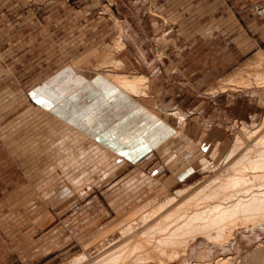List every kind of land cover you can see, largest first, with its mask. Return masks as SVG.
Segmentation results:
<instances>
[{
  "label": "rangeland",
  "instance_id": "rangeland-1",
  "mask_svg": "<svg viewBox=\"0 0 264 264\" xmlns=\"http://www.w3.org/2000/svg\"><path fill=\"white\" fill-rule=\"evenodd\" d=\"M100 2L109 8L120 5L124 14L129 10L128 0ZM184 2L182 21L188 29L176 32L173 44L165 46L160 36L163 32L158 30L138 32L143 44L139 49L126 47L115 35L107 51L91 66L94 77L101 80L100 96L110 93L104 95L103 103L115 106L116 100H122L138 106L146 110L139 112L140 119L151 122L156 139L164 135L174 137L157 151L161 142H156L155 152L146 143H140L137 157H125L106 171L100 169L99 157L92 158L85 168L86 158L71 159V186L77 181L85 187V191L75 190L71 194L77 198L92 196L93 200L88 208L84 206L89 200L76 207L71 200V225H75L76 218L82 222L85 218L91 222L89 228L70 231L65 223L67 216L58 219L59 208L47 202L36 204L37 191H19L18 183L25 180L21 175L10 174L15 164L7 158L9 148L0 137V264H264V0ZM107 18L110 21V16ZM111 20L116 22L114 16ZM196 25H203V29L195 30ZM57 39L63 45L37 46L33 42V46L13 48L12 68L19 69L23 61L31 62L39 56L61 62L71 54L89 49L79 47L74 52L75 48L68 45L71 32L66 30L59 31ZM124 51L130 58L140 51L138 70L121 61V57L126 59L122 56ZM150 72L153 79L147 75ZM25 80L28 87L37 79ZM161 80L165 83L163 95L155 93L157 88L151 85ZM10 85L14 90L19 83L12 79ZM119 117L112 116L110 120ZM0 131L3 132L2 127ZM98 131L93 126L92 135ZM140 134L148 138L147 127L141 126ZM71 135L79 138L73 130ZM202 143L208 151L201 152ZM104 153L109 163L116 162ZM187 168L182 182L179 181L178 173ZM81 169L87 174L80 173ZM63 179L60 175L59 181ZM239 181L241 184H235ZM242 185L246 191L238 188ZM37 193L49 195L51 191L44 188ZM246 200H254L256 206H240ZM180 212L184 214L180 218H190L188 225L185 220L179 221ZM192 215L196 220L191 219ZM40 217L43 223L37 226ZM168 222L174 223L173 228L168 229ZM154 225L163 229L158 227L157 231ZM56 227L61 230L60 235L56 234ZM220 229L224 231L219 233ZM153 231L161 236L157 234L156 241L152 239L154 235L149 237ZM134 238L139 242L135 243ZM151 240L154 245H150ZM133 242V247L145 245H140L138 251L137 247L131 250L128 244ZM125 253L138 255L139 260L127 255L128 260Z\"/></svg>",
  "mask_w": 264,
  "mask_h": 264
},
{
  "label": "crops",
  "instance_id": "crops-1",
  "mask_svg": "<svg viewBox=\"0 0 264 264\" xmlns=\"http://www.w3.org/2000/svg\"><path fill=\"white\" fill-rule=\"evenodd\" d=\"M184 1L161 0L162 3H159L160 0H128L126 7L129 10L124 14L120 5L109 8L100 0H0V128H3L0 137L5 147L9 148L7 158L15 164L10 174L21 175L25 180L18 183L21 192L49 189V195L36 192L37 196L34 193L37 197L35 203L42 205L47 202L59 208L58 219L59 216H67L65 223L69 224L70 231L71 228L87 229L91 224L85 218L83 222L76 218L75 225H71V200H74V207L88 200L84 207L93 205L92 196L77 198L71 194L75 190L85 191L83 183L76 181L71 186V159L86 158L83 162L85 168L91 164L92 158L99 157L100 169L106 171L110 168L108 166L118 165L125 157L131 160L137 157L140 143H146L147 148L155 152L156 142H161L157 145V151L174 137L164 135L156 139L154 126L146 119H140L139 112L144 109L138 106L128 102L125 104L122 100H116L115 106L109 102L103 103L104 95L110 93L105 92L103 97L100 96L102 93H99L101 88L98 82L101 80L98 76L94 77L91 66L99 60L102 52L107 51L109 41L115 35L120 36L126 47L139 49L143 44L138 32L158 30L163 32V36H160L165 46L173 44L177 33L188 29L182 21ZM174 7L176 10L173 11ZM107 16H110V21ZM112 16L116 22L111 20ZM231 18L233 20L235 17ZM65 23L69 25L64 26ZM193 28L203 29V25ZM64 30L71 32L68 45L75 48L74 52L79 47L89 49L81 54H71L70 58L61 62L56 58L39 56L31 62L18 61L22 63L19 69L12 68L13 48L33 46V42L37 46L58 47L63 44L57 39V33ZM124 53L122 56H125ZM125 54L128 55L127 51ZM127 55L126 59L121 57V61L138 70L140 51L135 57ZM151 74L147 73L153 79ZM29 78L37 80L27 87L25 79ZM12 79L19 83L14 90L10 85ZM161 82L156 81L151 85L157 88L155 93L163 95L165 83ZM109 109L111 113H108ZM125 110H128L127 113ZM112 116L120 117L111 121ZM93 126L99 128L96 135H92ZM141 126L147 127L148 138L140 134ZM71 130L81 139L72 136ZM205 146L202 143L199 148L201 152L208 151ZM104 151L116 162L109 163L108 157L103 155ZM187 170L178 173L179 181L182 182V175ZM80 173L87 174L85 169H81ZM28 175H32V178H28ZM60 175L65 179L59 181ZM42 218L37 219V226L43 223ZM54 230L60 235L58 227Z\"/></svg>",
  "mask_w": 264,
  "mask_h": 264
},
{
  "label": "bare ground",
  "instance_id": "bare-ground-1",
  "mask_svg": "<svg viewBox=\"0 0 264 264\" xmlns=\"http://www.w3.org/2000/svg\"><path fill=\"white\" fill-rule=\"evenodd\" d=\"M121 81H122V80H121ZM123 83H124V82H123ZM251 142H252V141H251ZM262 143H263V142H262ZM259 145H260V143H259ZM261 148H262V147H261ZM260 151H261V149H260ZM263 153H264V152H263ZM263 153H262V156H264ZM252 157H253V156H252ZM259 160H260V159H259ZM260 161H261V160H260ZM255 162H256V161H255ZM261 168H262V167H261ZM240 172H241V171H240ZM238 178H239V177H238ZM238 178H237V179H238ZM233 179H234V178H233ZM239 179H240V178H239ZM244 179H245V178H244ZM228 180H229V179H228ZM248 180H249V179H248ZM235 181H236V180H235ZM235 181H234V182H235ZM228 182H229V181H228ZM239 182H240V183H237V182H236L235 184H237V185L241 184V181H239ZM225 183H226V182H225ZM248 183H249V182H248ZM222 184H223V183H222ZM226 184H227V183H226ZM230 184H231V182H230ZM245 184H246V183H245ZM219 185H221V184H219ZM243 186H245V185L238 186V188H240V187L243 188ZM246 186H247V185H246ZM248 186H250V184H249ZM248 186H247V188H251V187H248ZM257 186H259V184H258ZM212 187H213V186H212ZM231 187H232V186H231ZM231 187H230V189H231ZM236 187H237V186H236ZM236 187H235V188H236ZM261 187H262V185H261ZM233 188H234V187H233ZM235 188H234V189H235ZM238 188H237V189H238ZM243 189H244V191L247 190L245 187H244ZM252 189H254V188H252ZM252 189H251V190H252ZM215 190H216V189H215ZM221 190H222V189H220V191H221ZM225 190H226V189H225ZM255 190H256V189H255ZM261 190H262V188H261ZM216 191H217V190H216ZM241 191H242V189H241ZM224 192H225V191H224ZM232 192H233V194L237 193V192H234V191H232ZM222 193H223V192H222ZM227 193H228V192H227ZM260 193H261V192H259V196H260ZM225 194H226V193H225ZM230 194H231V193H230ZM241 194H243V193H241ZM199 195H200V194H199ZM202 195H203V194H202ZM202 195H200V196H202ZM237 195H238V194H237ZM245 195H246V194H245ZM245 195H244V196H245ZM253 195H254V194H253ZM203 196H205V195H203ZM224 196H225V195H224ZM240 196H241V195H240ZM250 196L253 197L252 195H250ZM256 196H257V195H256ZM257 197H258V196H257ZM257 197H256V198H257ZM207 198H208V197H207ZM207 198H206V199H207ZM243 198H244V197H243ZM253 198H254V197H253ZM259 198L261 199V197H258L257 199H259ZM199 199H200V198H199ZM204 199H205V198H204ZM228 199H229V198H228ZM228 199H227V201H228ZM235 199H236V198H235ZM257 199H256V201H257ZM231 200H232V199H231ZM238 200H239V199H238ZM240 200H241V199H240ZM240 200H239L238 202H240ZM250 200H251V199H250ZM254 200H255V199H254ZM254 200H252V203H251L250 201H247V200H246V204H243L244 200H242V201H243V202H242V205H240V204H239V205L242 206V207L245 206V205H246L245 207H252V206L254 207V205L256 206V204H255L256 202H255ZM261 200H262V199H261ZM200 201H201V200H200ZM232 201H233V200H232ZM263 201H264V198H263ZM261 202H262V201H261ZM166 203H167V202H166ZM226 203H227V202H226ZM164 204H165V203H164ZM198 204H199V203H198ZM239 205H238L237 207H239ZM263 205H264V204H262V206H263ZM179 206H180V205H179ZM197 206H198V205H197ZM199 206H200V204H199ZM213 206H214V205H213ZM258 206H259V205H258ZM205 207H206V206H205ZM210 207H211V206H210ZM237 207H236V208H237ZM180 208H181V207H180ZM214 208H216V206H215ZM222 208H223V207H221V209H222ZM228 208H230V207H228ZM231 208H232V209H235V207H233V205H232ZM240 208H241V207H240ZM255 208H256V207H255ZM260 208H261V206H259V210H260ZM211 209H212V208H211ZM178 210H179V207H178ZM178 210H177V211H178ZM229 210L231 211V209H229ZM237 210L239 211V208H238ZM170 211H171V210H170ZM177 211H176V212H177ZM232 211H233V210H232ZM235 211H236V210H235ZM178 212H179V211H178ZM206 212H207V211H206ZM256 212H257V211H256ZM183 213H184V212H183ZM214 213H215V212H214ZM244 213H245V211H243V214H244ZM254 213H255V212H254ZM259 213H260V211H259ZM262 213H264V210H263ZM166 214H167V213H166ZM168 215H169V214H168ZM170 215H171V214H170ZM176 215H177V214H176ZM178 215H179V213H178ZM183 215H184V214H183ZM183 215H181V212H180V215H179V218H178V219H180L179 221H181V222H183V221L185 220L186 222H184V223H187V222H188V223L186 224V225H188L189 222H190L191 220H190V218L188 219V217H187V219H188L189 221H188L187 219L180 218V216L182 217ZM211 215H212V214H211ZM220 215H221V214H220ZM237 215H238V214H237ZM250 215H251V214H250ZM250 215H248V217H249ZM261 215H262V214H261ZM263 215H264V214H263ZM174 216H175V215H174ZM187 216H189V215H187ZM239 216H240V215H238L237 217H239ZM254 216H257V215L254 214ZM167 217H168V216H167ZM184 217H185V216H184ZM190 217H191V215H190ZM193 217H194V215H192V218H191V219H195V220H196V218H193ZM196 217H197V216H196ZM198 217H199V216H198ZM201 217H202V216H201ZM252 217H253V216H252ZM164 218H166V217H164ZM212 218H213V217H212ZM246 218H247V217H246ZM246 218H245V219H246ZM249 218H250V217H249ZM259 218H260V217H259ZM150 219H151V218H150ZM166 219H167V218H166ZM169 219H170V218H169ZM174 219H175V217H174ZM174 219H173V220H174ZM178 219H177V220H178ZM181 219H183V220H181ZM247 219H248V218H247ZM247 219H246V220H247ZM262 219H263V218H262ZM155 220H156V219H155ZM177 220H175V221H177ZM198 220H199V219H198ZM211 220H212V219H211ZM242 220H243V219H242ZM147 221H148V220H147ZM147 221H146V222H147ZM159 221H160V220H159ZM162 221H163V220H162ZM166 221H167V220H166ZM196 222H197V221H196ZM200 222H201V221H200ZM221 222H222V221H221ZM244 222H245V221H244ZM248 222H249V221H248ZM168 223H169V222H168ZM168 223H167V224H168ZM197 223H198V222H197ZM222 223H223V222H222ZM252 223H253V222H252ZM154 224H155V223H154ZM173 224H174V223H172V222L169 223V224L167 225V226H168V229L173 228V226H174ZM191 224H192V222H191ZM155 225H156V224H155ZM155 225H154V226H155ZM160 225H162V224L160 223ZM160 225H159V226H155V228L160 227ZM164 225H165V224H163L162 227H163ZM179 225H180V223H178V226H179ZM184 225H185V224H184ZM167 226L165 225L164 227L167 228ZM178 226H177V227H178ZM221 226H222V224H221ZM162 227H160V228L163 229ZM175 227H176V226H175ZM200 227H201V226H200ZM206 227H207V226H206ZM132 228H133V227H132ZM160 228H158L157 231H158ZM166 228H165V229H166ZM207 228H208V227H207ZM152 229H153V230H156V229H154L153 227H152ZM183 229H184V228H183ZM190 229H191V228H190ZM200 229H201V228H200ZM222 229H223V228H222ZM130 230H131V228H130ZM191 230H192V229H191ZM215 230H216V229H215ZM217 230H218V229H217ZM225 230H226V229H225ZM151 231H152V230H151ZM162 231H163V230H160V232H161L162 234H163V233H164V235L167 234V231H166V233H165V230H164L163 232H162ZM169 231H170V230H169ZM193 231H194V230H193ZM205 231H206V230H205ZM219 231H220V232H219ZM219 231H217V233H218V232L221 233V232H223L224 230L221 231V229H220ZM145 232H146V231H145ZM147 232H148V229H147ZM155 232H156V231H155ZM155 232H154V231H153L152 233L150 232V233H151V236H149V237H152V235H154ZM197 232H198V231H197ZM143 233H144V232H143ZM143 233H142V234H143ZM150 233H148V234H150ZM161 233H160V234H161ZM219 233H218V234H219ZM146 234H147V233H145V235H146ZM157 234H158V232L156 233V235H154V237H155V236L157 237ZM162 234H161V235H162ZM197 234H198V233H197ZM212 234H213V233H212ZM232 234H233V233H232ZM206 235H207V234H206ZM216 235H217V234H216ZM158 236L161 237L159 234H158ZM231 236H232V235H231ZM149 237H146V238L148 239ZM154 237H153L152 239H154V240L156 241V237H155V238H154ZM178 238H179V239H180V238L183 239L182 237H178ZM229 238H230V237H229ZM149 239H150V238H149ZM160 239H161V238H160ZM173 239H176V238H173ZM132 240H133V239H132ZM138 240H139L138 238H137V239L134 238V242H135V243H136V241H138ZM154 240H151V241H153V242H152L153 244L150 243V245H154V242H155ZM176 240H177V239H176ZM148 241H149V240H148ZM167 241H169V240H167ZM134 242L132 243V245H131V244H128L129 247L132 246V247L130 248L131 250H133V248L135 249V248L137 247V246H136V247H133V245H135ZM138 242H139V241H138ZM138 242H137V243H138ZM145 242H146V240H145ZM156 243H157V242H156ZM156 243H155V245H156ZM158 243H159V242H158ZM143 244L145 245V243H143ZM143 244H142V245L140 244V245L143 246ZM160 244H161V243H160ZM177 244H178V243H177ZM140 245L138 244V247H140ZM147 245H149V242L147 243ZM185 245H186V244H185ZM124 246L126 247V244H125ZM124 246H123V248L125 249ZM156 246H157V245H156ZM160 246H161V245H160ZM138 247L136 248L137 251H138ZM152 247H153V246H150L149 248L151 249ZM157 247H158V246H157ZM123 248H122V249H123ZM162 248H163V247H162ZM185 248H186V247H185ZM142 249H143V248H140L139 252H141ZM153 249H154V247H153ZM159 249H160V248H159ZM117 250H118V249H117ZM119 250H121V248H120ZM119 250H118V251H119ZM144 250H145V249H144ZM157 250H158V249H157ZM121 251H122V250H121ZM121 251H119L120 254L123 252V251H122V252H121ZM145 251L148 252V250H145ZM150 251H152V250H150ZM150 251H149V252H150ZM153 252H155V251H153ZM153 252H152V253H153ZM165 252H166V251H165ZM142 253H143V252H142ZM142 253H139V254H142ZM150 253H151V252H150ZM123 254H124V253H123ZM123 254H122V255H123ZM125 254H126V253H125ZM136 254H138V253H136ZM147 254H149V253H147ZM127 255H128V254H126V256H125V255H123V256H125V258L127 257V259H128V256H130V254H129L128 256H127ZM143 255H144V253H143ZM135 256H136V255H135ZM135 256L132 255V256H130V257H131V258L133 257L132 259H134V258H137V259H138V258H139L138 255H137L136 257H135ZM153 256H154V255H153ZM130 257H129V258H130ZM147 257H148V256H147ZM123 258H124V257H123ZM125 258H124V259H125ZM131 258H130V259H131ZM152 258H153V257H152ZM127 259H126V260H127ZM144 259H145V258H144ZM128 260H129V259H128ZM134 260H135V259H134ZM138 260H139V259H138ZM146 260H147V259H146ZM129 262H130V261H129ZM137 263H138V262H137Z\"/></svg>",
  "mask_w": 264,
  "mask_h": 264
}]
</instances>
